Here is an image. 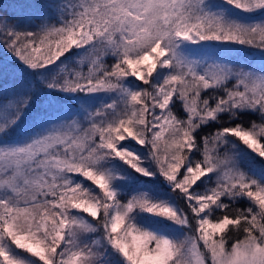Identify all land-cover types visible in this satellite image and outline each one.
I'll return each instance as SVG.
<instances>
[{"label":"snow or ice","instance_id":"obj_1","mask_svg":"<svg viewBox=\"0 0 264 264\" xmlns=\"http://www.w3.org/2000/svg\"><path fill=\"white\" fill-rule=\"evenodd\" d=\"M224 5L264 12V0H31L22 21L0 15V49L23 66L0 63V264H264V19ZM54 66L44 87L100 102L50 97L28 121L24 72ZM133 173L157 186L125 190Z\"/></svg>","mask_w":264,"mask_h":264},{"label":"trees","instance_id":"obj_2","mask_svg":"<svg viewBox=\"0 0 264 264\" xmlns=\"http://www.w3.org/2000/svg\"><path fill=\"white\" fill-rule=\"evenodd\" d=\"M31 0H0V15H6L9 17H12L13 19L16 20H24L25 14L27 12V9L24 10V12H21L20 8L18 5H27L30 3ZM41 2H44V0H41ZM225 10L228 12V14L234 18L240 19L242 21L247 22L248 21H259L260 19H264V12L260 13H243L240 12L237 9H232L227 5H224ZM194 48L197 46H193ZM214 50L218 55H225L228 54L231 59L236 60V61H246L248 63H258L260 60V52L254 50V49H245L241 46L238 45H233L229 46L228 48H224L223 46H213ZM194 55H198V53H194ZM8 62L13 64L16 67V72L20 73L22 70L23 66L19 65V63L15 60H11L8 54L0 49V63ZM111 61L109 60V63ZM59 63V62H58ZM78 63V61H73L68 62L66 65L69 70H83L87 71V68L85 65H79V68L77 69L74 65ZM59 71L58 68H55L54 66V71L47 73L44 77H41L37 74H32L28 72H24V75L28 78H30L33 83L36 86V92H35V102L33 105L32 112L28 116V121L31 120L32 116L38 113L41 109V105L44 101L49 100L51 97L54 99L57 104L63 106L66 109H72L75 108L76 106H79L85 102L87 103H93V104H98L100 101L99 99L97 100H90L88 98H85L84 100H76L73 97H70L66 94L60 93V94H53L49 89L44 87L43 80L50 78L52 75H55ZM11 90V86L9 84L8 91ZM101 99H106L102 95L100 97ZM4 99L3 95V85L0 84V102H2ZM247 119V117L245 118ZM129 172L131 170L129 169ZM156 187V182L155 181H150L147 178L144 177H137L134 173L132 174L131 177L127 181H125L124 188L125 190L131 188L135 189L137 187Z\"/></svg>","mask_w":264,"mask_h":264},{"label":"rangeland","instance_id":"obj_3","mask_svg":"<svg viewBox=\"0 0 264 264\" xmlns=\"http://www.w3.org/2000/svg\"><path fill=\"white\" fill-rule=\"evenodd\" d=\"M260 20H261V19H260ZM247 22H250V21L247 20Z\"/></svg>","mask_w":264,"mask_h":264}]
</instances>
